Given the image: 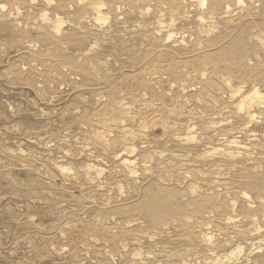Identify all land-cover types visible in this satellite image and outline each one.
I'll return each instance as SVG.
<instances>
[{"label": "rangeland", "instance_id": "obj_1", "mask_svg": "<svg viewBox=\"0 0 264 264\" xmlns=\"http://www.w3.org/2000/svg\"><path fill=\"white\" fill-rule=\"evenodd\" d=\"M0 264H264V0H0Z\"/></svg>", "mask_w": 264, "mask_h": 264}, {"label": "bare ground", "instance_id": "obj_2", "mask_svg": "<svg viewBox=\"0 0 264 264\" xmlns=\"http://www.w3.org/2000/svg\"><path fill=\"white\" fill-rule=\"evenodd\" d=\"M257 96H258V95H257ZM257 96H256V97H257ZM255 120H256V119H255ZM231 146H232V145H231Z\"/></svg>", "mask_w": 264, "mask_h": 264}]
</instances>
